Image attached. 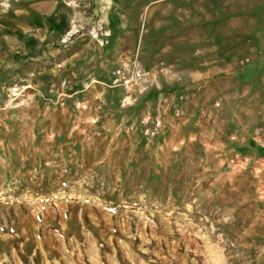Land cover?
<instances>
[{"label":"rangeland","instance_id":"374dc122","mask_svg":"<svg viewBox=\"0 0 264 264\" xmlns=\"http://www.w3.org/2000/svg\"><path fill=\"white\" fill-rule=\"evenodd\" d=\"M0 74V264H264V0H0Z\"/></svg>","mask_w":264,"mask_h":264},{"label":"bare ground","instance_id":"6f19581e","mask_svg":"<svg viewBox=\"0 0 264 264\" xmlns=\"http://www.w3.org/2000/svg\"><path fill=\"white\" fill-rule=\"evenodd\" d=\"M7 33H8V31H7ZM0 76H2V74H0Z\"/></svg>","mask_w":264,"mask_h":264}]
</instances>
